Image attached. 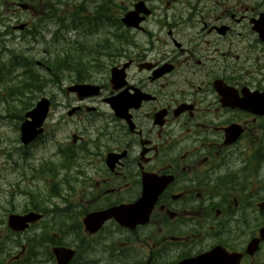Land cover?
<instances>
[{
  "label": "flooded vegetation",
  "instance_id": "obj_1",
  "mask_svg": "<svg viewBox=\"0 0 264 264\" xmlns=\"http://www.w3.org/2000/svg\"><path fill=\"white\" fill-rule=\"evenodd\" d=\"M22 1L30 31L38 6L66 0ZM119 6L142 18L130 38L56 78L69 97L59 142L84 170L18 241L0 218V264H264V0ZM75 83L98 93L79 98ZM135 203L131 216L84 224Z\"/></svg>",
  "mask_w": 264,
  "mask_h": 264
},
{
  "label": "rangeland",
  "instance_id": "obj_2",
  "mask_svg": "<svg viewBox=\"0 0 264 264\" xmlns=\"http://www.w3.org/2000/svg\"><path fill=\"white\" fill-rule=\"evenodd\" d=\"M5 8L4 5L0 4V14L5 11ZM62 9L67 11L65 7H62ZM1 21L0 28L2 30L6 31L10 29V25L12 24L11 19H1ZM49 26L51 30L55 29L52 25ZM62 34L64 35L63 41L57 42V45L54 42L48 45L46 42L43 45L39 44L38 48L37 43L33 44L35 46V49H32L34 59H40L41 57L48 58L50 54L44 53V50L48 48L53 54L58 52L61 53L62 57H65L63 48H73L71 43L78 34L77 32L69 31V29L65 31L64 28H62ZM19 35V38L12 39L9 37L8 45L10 48L22 49L26 45L21 33ZM47 39H51L50 33L47 34ZM11 56L18 57L16 52L11 53L7 50H3L0 54V204L5 205L6 199H8L9 206L19 208L24 206L25 203L34 201V198L32 199L29 196L28 191L44 193L46 188L52 184V179L49 177L36 179L35 173L32 171L41 162L52 161L56 165H59L61 159L55 154V145L50 142L44 144L42 139L29 148H21L19 124L24 111L19 98L14 99L13 95L8 93L11 91L8 89L9 85H19L20 76H15V74L20 72L21 69L9 72L1 62V59L2 61H6ZM52 64L51 74L55 78L62 73L63 69L60 67V64L53 62ZM46 66L49 67L47 63ZM44 72L49 77V73L46 70ZM41 74L43 73L41 72ZM37 84L33 83L37 88L25 93L27 106L34 105L36 100L41 96L50 97L58 102L65 101L58 86ZM18 90L21 91L22 86H19ZM6 100H8V103ZM53 110H55L54 107ZM68 129L70 130V128ZM65 130L66 128L63 126L57 129L56 137L62 138ZM62 177L63 172L59 169V175L55 178V183L58 184V187L63 188V185L59 184Z\"/></svg>",
  "mask_w": 264,
  "mask_h": 264
},
{
  "label": "water",
  "instance_id": "obj_3",
  "mask_svg": "<svg viewBox=\"0 0 264 264\" xmlns=\"http://www.w3.org/2000/svg\"><path fill=\"white\" fill-rule=\"evenodd\" d=\"M133 13H129L126 15V17L124 18V22L129 25H135L136 21L134 20V16L132 15ZM71 89L73 91H76L80 96L85 95V94H89L92 89V86L90 85H75L73 87H71ZM48 110V101L47 99L43 98L41 99L36 107L28 112L26 114V117H30L31 121L25 122L22 125V141L27 143L29 140H31L34 136H36L37 134L42 132L41 128H38L41 126L46 113ZM33 215V214H31ZM31 215H28L27 218L31 217ZM25 219V218H23Z\"/></svg>",
  "mask_w": 264,
  "mask_h": 264
},
{
  "label": "trees",
  "instance_id": "obj_4",
  "mask_svg": "<svg viewBox=\"0 0 264 264\" xmlns=\"http://www.w3.org/2000/svg\"><path fill=\"white\" fill-rule=\"evenodd\" d=\"M109 19H111V22H112V19H117V16L115 15V13L112 11V9H110V12H109ZM117 40L118 39V35L117 34H114L110 37V40ZM110 47H116L117 44H115L114 42H112V44L109 45ZM70 54H67V57H69Z\"/></svg>",
  "mask_w": 264,
  "mask_h": 264
}]
</instances>
